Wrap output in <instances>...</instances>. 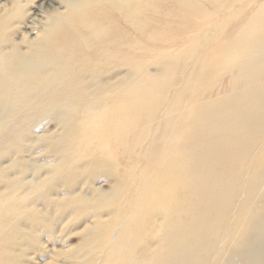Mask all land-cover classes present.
<instances>
[{"label": "bare ground", "instance_id": "6f19581e", "mask_svg": "<svg viewBox=\"0 0 264 264\" xmlns=\"http://www.w3.org/2000/svg\"><path fill=\"white\" fill-rule=\"evenodd\" d=\"M236 2L65 0L24 46L0 20V108L71 111L65 159L106 157L119 182L94 238L105 262L124 204L137 235L122 230L116 263L264 264V0ZM112 65L126 69L115 83ZM11 200L0 234L26 210Z\"/></svg>", "mask_w": 264, "mask_h": 264}, {"label": "rangeland", "instance_id": "374dc122", "mask_svg": "<svg viewBox=\"0 0 264 264\" xmlns=\"http://www.w3.org/2000/svg\"><path fill=\"white\" fill-rule=\"evenodd\" d=\"M42 1L0 0V20L8 22L1 39L7 38L8 42L23 46L25 42L35 41L49 18L55 12H62L66 5L65 0H44L41 4ZM248 1L251 0H237L233 8ZM228 13L223 11L222 14ZM115 67L112 65L110 75L102 79L118 81L126 69ZM151 69L150 72L155 74L156 68ZM179 87L176 84L173 91ZM32 101L0 108V198L11 196V202L19 200L21 206H26L23 214L12 223L11 230L0 234L5 263L87 264L91 257L95 260L92 264H124L115 262L117 239L122 230L128 234L131 230L132 238L137 235L133 230L135 223L131 224L130 220L126 223L124 204L118 207L122 210L121 220L117 218L112 225L113 238L105 239L103 244V249L108 250L106 262L102 254H97L98 242H94V238H105L99 229H104L110 214L101 209V199L110 197L119 183L110 170L101 168L105 164L102 159L106 157L96 156L93 163L91 158L94 156L89 155L71 165L65 159L69 152L62 145L63 140H67L66 131L73 126L69 119L71 111L58 108L46 114L31 109ZM145 145L149 151L155 144L146 139ZM135 188L136 185L128 186L126 194ZM128 199L132 201L126 196L125 204ZM3 217L1 219H8ZM258 245L259 251L264 247V240ZM262 253L253 255L256 259H264L260 257L264 251ZM137 254L139 257L140 253ZM251 255L249 253L247 257Z\"/></svg>", "mask_w": 264, "mask_h": 264}]
</instances>
